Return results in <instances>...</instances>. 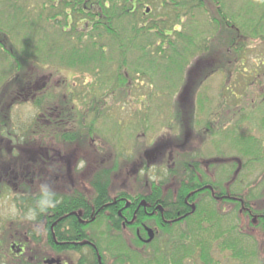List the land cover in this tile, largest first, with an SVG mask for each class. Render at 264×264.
Listing matches in <instances>:
<instances>
[{"label":"trees","instance_id":"trees-1","mask_svg":"<svg viewBox=\"0 0 264 264\" xmlns=\"http://www.w3.org/2000/svg\"><path fill=\"white\" fill-rule=\"evenodd\" d=\"M24 1L25 5L19 0H7L10 7L7 5L0 12V52L6 55L9 67L0 84V138L35 137L38 121L34 118L21 131V136L10 127L5 129L10 135H2L1 124L12 123V107L18 98L30 102L37 112L46 106L67 108L73 103L90 112L107 110L110 101L131 99L141 74L158 65V59L153 57L163 55L159 58L165 59L166 50L177 53L176 42L185 54V68L171 93L173 122H169L163 137L150 139L146 147L153 156L164 152L175 158L181 156L175 172L153 183L154 196L162 200L166 209L176 190L179 191L177 203L186 197L191 206L187 205L181 212L186 215L177 221L158 226L151 244L142 248L135 240L139 247L134 250L120 239L118 225L99 226L101 238L96 239L99 251L105 252L112 264H264V92L261 89L256 92L257 86H263L264 73L244 75L241 93L235 95L231 91L237 74L242 76L247 70L244 65L247 50L264 42V0L252 10L248 3L243 6L249 18L241 9L228 10L222 0H39L38 19L46 15V22L54 25L53 59L49 52V56L42 57L40 46L49 41V35L47 39H36L35 23L29 21L31 27H27L24 8L29 2ZM155 1L161 9L158 12ZM206 1L214 6L216 16H206L209 12ZM149 5L152 9L147 13ZM200 13L205 15L206 30L198 31L195 20L184 23V30L181 28L183 19H193ZM16 15L21 17L19 26L25 29L24 33L15 29ZM172 33L176 40L169 39ZM174 54L168 58L172 59ZM112 65H116L114 70L109 69ZM139 66L147 67L146 72L142 73ZM47 70L51 78L61 70L70 75L64 77L66 90L61 91L62 95L49 82L41 89H33L40 77L41 80L49 77L43 75ZM216 76L220 78L219 96L213 103L214 98H209L202 86ZM78 80L81 89L75 86ZM227 92L234 98L233 105ZM75 115L80 128L72 132L58 130L48 137L84 139L91 155H105L107 145L94 127L99 117L91 113V119L84 121L82 112ZM244 122L251 123L247 130L241 129ZM141 124L145 131L148 126ZM90 139L94 143H87ZM166 142H170L168 150ZM123 154L118 150L106 171L114 170L120 159L123 162ZM211 158L213 161L209 162ZM207 166L209 171L205 175ZM142 169L147 171L145 162ZM126 170L124 176L129 174ZM253 170L258 173L253 179H248L247 173L243 175ZM197 173L202 176L200 181ZM108 176L106 181L97 180L92 185L104 190ZM140 183L138 189H143L144 182ZM205 184L214 189V194L202 187ZM168 209L164 219L177 217ZM215 253L227 258L222 262Z\"/></svg>","mask_w":264,"mask_h":264},{"label":"flooded vegetation","instance_id":"flooded-vegetation-1","mask_svg":"<svg viewBox=\"0 0 264 264\" xmlns=\"http://www.w3.org/2000/svg\"><path fill=\"white\" fill-rule=\"evenodd\" d=\"M41 79L36 89L43 88L49 77ZM53 79L58 82L56 77ZM75 112H82L84 121L91 119L90 110H81L76 103L67 108L46 106L34 118L38 121L34 138H0V264H112L113 260L96 245L97 237L101 238L99 226L118 225L120 239L134 250L138 246L136 241L142 248L151 244L158 234V226L177 221L178 217L186 215L181 212L187 205L191 206L186 197L177 203L179 191L175 190V196L164 209L162 200L154 196L153 183L161 177L144 180L143 189H138L136 183L138 174L144 171L143 162L146 163L147 178L153 169L154 176H158L161 169L167 176L176 171L179 155L175 158L170 152H164L161 153L163 159L154 163L148 159L152 151L146 152L131 159V166L125 169L129 174L124 176L126 162L120 159L114 170L106 171L113 164V156L108 161L105 155H91L90 146L84 139L48 137L58 130L72 132L80 128L79 123L76 127ZM1 125L2 135H10L5 129H11L12 123ZM20 129L25 128L20 126ZM90 142L94 143V139L87 141ZM166 144L170 146V142ZM107 174L109 183L104 190L92 185L97 180L106 181ZM196 178L200 181L202 176L197 173ZM127 179L131 185H126ZM45 185L53 206L41 211L38 202L43 198ZM202 187L214 194L210 185ZM168 208L177 217L164 219L163 214ZM147 228L154 232L149 242H146Z\"/></svg>","mask_w":264,"mask_h":264},{"label":"rangeland","instance_id":"rangeland-1","mask_svg":"<svg viewBox=\"0 0 264 264\" xmlns=\"http://www.w3.org/2000/svg\"><path fill=\"white\" fill-rule=\"evenodd\" d=\"M222 1H224L225 7L231 12H236L241 9L242 13L245 14V17L248 18L249 16L246 13L243 6H245V4L248 3L250 10H252L254 6L262 2V0H222ZM19 2L23 3L24 5L26 4L24 0H19ZM28 2H29L28 5L26 6V8H24L25 16L27 17L26 25L27 27H31V25L28 24L29 21H33L35 23V26H37L34 28L36 30V35H35L36 39L38 38L47 39L49 35V41L46 44H41L40 48H41L42 57H44V55H47L49 52L51 58L53 59L54 54L52 53V51L54 45H52L51 41L53 39L52 33H54V28H53L54 25L52 26L51 24L46 22L45 19L46 15H42V19L40 20L38 19V13L40 11L41 1L28 0ZM155 3H156V12H158L161 10L160 6L157 3V1H155ZM7 5H8L7 0H0V10H1L0 12L6 10ZM205 5L207 6V11H209L206 16H210V18L216 16V14L213 12L214 6L211 5L209 1H206ZM8 7H10V5H8ZM150 8L152 9L151 5L147 6L148 10H150ZM259 10L261 12V9ZM260 12L257 13L256 16H258ZM200 14H197L193 19H191L190 17L186 18L185 20L183 19L182 21L184 22L182 23L181 28L184 30V26H183L184 23L188 24L190 21L195 20L197 22L198 31L206 30L207 23H206L205 15L202 14L200 15ZM5 19L6 18L2 17L3 21H5ZM13 22L16 25L15 29L18 28L17 30L18 33L25 32V29L19 26V23L21 24V17L17 15L14 16ZM178 29H180V26H178ZM169 39L176 40L177 37L172 33ZM175 49H177L176 51L177 53L175 54L171 53L170 50H166L164 53V55L166 56V58L164 56L165 59L159 58L160 56L163 55H159V57H153L155 58V60L158 59L157 60L158 65H156V67L149 69L147 72H146L147 67L139 66L140 71L142 73L146 72V74L145 75L141 74V79L139 80L140 82L135 83L134 88L132 89L131 92V99L123 102H116V100H114V102L110 101L107 110H93V112H90V114L92 113V115L99 117L98 120L96 118L97 123L95 121L94 127L96 128V131L97 130L100 131L99 134L105 140V143L107 145L106 146L107 151L105 153V156L107 157L108 161L111 159L110 158L111 156L115 155L118 152V150H122V153L124 152V154L121 157L123 158V162H126L123 168L127 169L129 166H131L130 165L131 159H137L139 155H143L151 150L150 148L146 147L149 146L150 139H154V140L160 139L161 137H163L162 136L164 135L163 133L166 134L165 131H168L167 125H169L170 121L173 122L172 121L173 111L171 109L173 96L171 93L178 85L177 83L181 75L180 73L182 69L185 68L184 65L186 64L184 60L185 54L182 50L181 45L178 42L175 43ZM44 52L46 53L44 54ZM153 53L155 54V52ZM49 54L47 56H49ZM172 54H174L172 56V59L168 58ZM245 54L246 56L244 59L245 61L244 65L246 66L247 70L243 71L242 76L240 74H237L238 78H236L235 80L237 86L234 85L233 88L231 89V91L235 95H238L242 91L243 88L242 85L244 84L242 77H246L249 75L253 77L257 73L258 74H261L262 72L264 73V58H263L264 42L257 43L255 47L254 46L250 47V49L247 50ZM5 56L6 55L1 51L0 52V84L2 83L3 79L6 76L5 72H8L9 69V67H7L8 63L6 62ZM115 67L116 65H112L111 68L109 69L114 70ZM52 70L55 72V69ZM48 73H50L49 70H47L46 73H43V75L44 76L45 74L46 76L51 75V73L50 74ZM65 76L70 77V75H68L66 71L61 70L57 73L56 76L58 82H55L54 79L51 80L52 79L51 76H49L51 79H48L49 83L51 84L53 83L54 91L56 92L60 91L61 95H62L61 91L66 90L65 86L63 85ZM73 80L74 79H72L71 81ZM76 82L77 83L75 86H80L81 89L82 84L80 83V81L78 80ZM262 82H263L262 88L257 86L256 92H258L259 89H261L262 92H264V77L262 79ZM72 85L73 84L71 83V86ZM68 86L70 87V85ZM219 86H220L219 76H216L213 79L208 80L202 86L203 88L202 90L205 92V94L209 98L210 97L214 98L213 103L216 102V99L219 96L218 95ZM33 89H36V87H34ZM235 95L234 97H236ZM228 97H230V101H229L230 104L233 105L234 104L233 96H231V94L228 93L227 98ZM135 99H136V103H135ZM14 102H16V105L12 107L11 131L14 134L21 135L20 126L22 128H25L24 125L30 124L33 118H35L37 111L33 107H31L30 102H27L21 98L14 100ZM0 107H2V105ZM103 115L105 116L102 118ZM258 118H259V114H258ZM77 123L79 122L78 121L76 122V127H78ZM141 123H144L146 127L148 126V128L145 131H143V125ZM250 126H251L250 122H244L241 129L247 130L248 127ZM258 132L259 131L256 128V131H254V133L257 134ZM196 143H198L196 144V146H199V142L196 141ZM208 146L209 145H206V147ZM211 147L212 145L210 144L208 148L210 152L212 151ZM168 148L169 147L166 145L165 149L168 150ZM223 149L225 150V147ZM161 150H163V148ZM148 159L150 161L152 159L153 162L155 163L159 159H163V155L161 153H156L155 156H153L152 154L151 156L148 157ZM153 173H154V169L152 172L148 174L149 177L147 178L146 177L147 171L140 172L138 174L139 177L138 181L136 182L138 186L141 185L140 183L141 181L142 182H144V180L151 181L153 179L160 178L163 175H165L162 169L159 171L158 176H154ZM246 173L248 175V179H253L258 174L256 170H253L251 173L245 172L243 175L245 176ZM125 184L126 182L124 183V185ZM126 185H131L129 179H127ZM214 255L222 262H224L225 259L227 258L226 255L224 258V256L219 253H215Z\"/></svg>","mask_w":264,"mask_h":264},{"label":"clouds","instance_id":"clouds-1","mask_svg":"<svg viewBox=\"0 0 264 264\" xmlns=\"http://www.w3.org/2000/svg\"><path fill=\"white\" fill-rule=\"evenodd\" d=\"M49 197V193L47 191V186H44V192H43V198L38 202L41 211H43L45 209V207H52L53 206V202L51 199L48 198Z\"/></svg>","mask_w":264,"mask_h":264},{"label":"water","instance_id":"water-1","mask_svg":"<svg viewBox=\"0 0 264 264\" xmlns=\"http://www.w3.org/2000/svg\"><path fill=\"white\" fill-rule=\"evenodd\" d=\"M148 11H149V10L146 9V12H148ZM192 210H194V207H193V206H192ZM147 235H148V238H147L146 242H149V241L152 240V238H153V236H154V232H153V230L147 228Z\"/></svg>","mask_w":264,"mask_h":264}]
</instances>
